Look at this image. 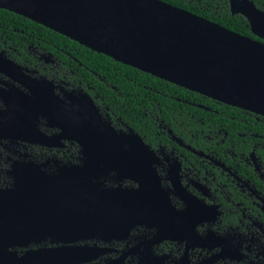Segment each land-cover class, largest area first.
Wrapping results in <instances>:
<instances>
[{"label":"flooded vegetation","instance_id":"obj_1","mask_svg":"<svg viewBox=\"0 0 264 264\" xmlns=\"http://www.w3.org/2000/svg\"><path fill=\"white\" fill-rule=\"evenodd\" d=\"M155 98L0 37V264H264V118Z\"/></svg>","mask_w":264,"mask_h":264},{"label":"water","instance_id":"obj_2","mask_svg":"<svg viewBox=\"0 0 264 264\" xmlns=\"http://www.w3.org/2000/svg\"><path fill=\"white\" fill-rule=\"evenodd\" d=\"M229 7L263 42L160 0H0L115 62L264 118V12L250 0Z\"/></svg>","mask_w":264,"mask_h":264},{"label":"trees","instance_id":"obj_3","mask_svg":"<svg viewBox=\"0 0 264 264\" xmlns=\"http://www.w3.org/2000/svg\"><path fill=\"white\" fill-rule=\"evenodd\" d=\"M177 8L183 9L196 16L204 18L210 22L216 23L239 35L262 41L256 38L250 31L247 20L240 15H232L229 10L227 0H160ZM255 6L264 12V0H251ZM20 36L29 37L30 39H40L50 42L62 48L75 56L82 64L86 65L90 70L97 75L103 77L106 82L114 86L119 93L124 95L127 101L126 109L130 104L131 98L142 100L155 96L158 107L161 111L160 119L168 120L173 116L172 111L182 107L185 110V105L177 102L175 99L180 98L188 100L190 103L206 105L217 109L228 116L236 118L255 119V115L243 112L240 109L218 104L217 102L203 97L199 94L185 90L175 86L164 80L155 78L147 73H143L132 67L115 62L112 58L91 51L88 48L78 44L67 37L60 35L50 29H47L39 24H36L22 16L12 12L0 9V37L4 39H15ZM96 86L98 84H95ZM115 91H110L106 96L111 105L120 108L119 99L116 97ZM186 111V110H185ZM191 111H196L198 114L195 118L202 117L199 114L201 110L194 107ZM176 115V114H175ZM205 116H211L204 114ZM217 116H213L215 118ZM226 116L223 115L222 118ZM262 119V118H261ZM259 125V124H258Z\"/></svg>","mask_w":264,"mask_h":264}]
</instances>
